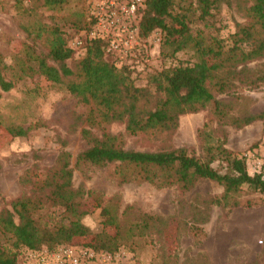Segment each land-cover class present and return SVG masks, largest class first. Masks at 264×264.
Returning a JSON list of instances; mask_svg holds the SVG:
<instances>
[{
  "label": "trees",
  "instance_id": "obj_1",
  "mask_svg": "<svg viewBox=\"0 0 264 264\" xmlns=\"http://www.w3.org/2000/svg\"><path fill=\"white\" fill-rule=\"evenodd\" d=\"M42 2L54 10L64 8L68 0ZM193 3L194 6L188 2L183 7L178 0H144L137 20L138 36L144 38L158 29L163 34V44L171 48V54L190 48L198 58L193 64H175L150 76L147 83L154 94H160L151 110H141L138 105L150 96L149 87L134 85L126 64L116 68L105 56L102 41L87 42L74 69L65 63L73 50L65 45V39L56 28L46 55L24 44L22 55L13 59V66L6 65L0 58V91L11 89L15 78L36 74L58 90L75 96L86 107L80 115L84 126L79 129L84 147L75 154L73 163L69 151L60 147L51 166L32 165L22 172L18 181L27 189L26 194L0 206V264H19L26 249L53 250L64 244L76 246L72 240L88 234L91 239L78 246L95 251L113 252L121 246L132 251L137 240L146 242L147 231L159 219L129 204L118 211L113 203L97 201L101 231L92 233L82 222L87 214L83 208L85 191L73 186L72 172L85 165H112L110 173L118 184L146 182L158 188L173 186L187 191L199 180H211L222 190L218 195L209 196L204 203L218 206L222 215L240 205L261 204L262 199L240 202L238 195L243 186L264 197V180L260 174H248L244 158L225 145L226 133L223 131L221 137H213V130L206 122L196 130L200 150L197 155L189 147L180 145L157 151L124 148L122 134H112L103 128L104 124L117 121L122 122L123 132L131 135L148 131L171 132L179 114L195 113L207 105L217 119L223 116L221 106L225 104L212 96L206 82L226 61L235 67L264 57V0H251L246 21L236 24L235 31L229 33L230 45L215 36H203L200 30L191 33L187 25L189 11L191 14L197 11L195 18L204 22L214 14L218 0H193ZM69 22L73 33L91 24L86 13L84 16L75 13ZM175 25L180 29L177 37H173ZM242 44L249 47L244 49ZM205 55L214 56L215 61L207 64ZM239 69L234 71L238 73ZM6 70L14 71V80L5 77L3 71ZM260 81L264 82V75L250 81V86L257 87ZM218 83L222 87V78ZM254 119H264V112L232 118L229 122L241 127ZM5 127L11 136L26 134L21 126ZM93 127L100 133L92 132ZM48 216L54 219L44 220ZM108 227H112L113 232H108ZM190 231L197 234L202 230L193 225Z\"/></svg>",
  "mask_w": 264,
  "mask_h": 264
},
{
  "label": "rangeland",
  "instance_id": "obj_2",
  "mask_svg": "<svg viewBox=\"0 0 264 264\" xmlns=\"http://www.w3.org/2000/svg\"><path fill=\"white\" fill-rule=\"evenodd\" d=\"M178 2L183 7L188 2L194 6L193 0ZM250 4L251 0H218L214 14L204 22L195 18L197 11L193 10L192 14L189 11L187 25L193 34L200 30L203 36H215L230 45L229 33L235 31L236 24L246 21ZM75 13L85 15L84 0H68L64 8L54 10L48 9L42 0H0V58L3 63L13 66V59L22 55L24 44L46 55L55 28L68 47L74 34L69 20ZM179 30L175 28L173 37L179 36ZM138 38L137 46L131 48L123 63L114 65L112 56L106 53L105 56L116 68L126 64L134 85L149 87L150 96L138 105L139 109L151 110L160 94H154L147 83L150 76L175 64H193L198 58L190 48L171 54V48L163 44V34L158 29ZM71 49L72 55L65 63L74 69L76 61L84 54V47ZM204 59L207 64L215 61L212 55H205ZM228 64L226 61L206 82L212 96L225 104L221 106L224 111L221 118L217 119L207 105L195 113L179 114L171 132L148 131L131 135L124 133L122 122L117 121L106 123L103 128L112 134H122L124 148L157 151L180 145L189 147L197 155L200 150L196 130L206 122L213 130V137H221L223 131L226 133L225 145L244 158L245 171L250 175L260 174L264 180V119H254L241 127L229 122L232 118L264 112V82H258L257 87L250 86V81L264 75V57L235 67ZM238 69L236 73L234 70ZM3 73L7 79L14 80V71ZM221 78L222 87L218 83ZM85 111L86 107L75 96L58 90L36 74L15 78L11 89L0 91V206L26 194L27 189L18 181L22 172L32 165L51 166L60 147L69 151L73 163L75 154L84 147L79 129L84 126L80 115ZM5 126H21L26 134L11 136ZM91 131L100 133L96 127ZM111 170L112 165L74 168L72 184L85 191L83 208L87 214L82 222L92 233L102 228L97 201L113 203L118 211L129 204L159 219L147 231L146 242L137 240L132 251L127 246L119 247L128 255L125 264H264V197L258 191L251 192L243 186L238 195L240 202L262 199L261 204L240 205L222 215L218 206L204 203L209 196L218 195L222 190L211 180H199L191 189L179 191L177 187L158 188L146 182L118 184ZM51 219L54 218H44ZM193 225L202 231L193 234L190 231ZM107 231L113 232L112 227ZM90 239L91 234H88L75 237L72 243L78 246Z\"/></svg>",
  "mask_w": 264,
  "mask_h": 264
},
{
  "label": "built area",
  "instance_id": "obj_3",
  "mask_svg": "<svg viewBox=\"0 0 264 264\" xmlns=\"http://www.w3.org/2000/svg\"><path fill=\"white\" fill-rule=\"evenodd\" d=\"M84 6L91 24L87 29L75 32L68 47H84L87 42L99 40L105 53L112 56L114 65L123 63L131 48L138 44L137 20L144 0H84ZM127 257L121 249L95 251L64 244L53 250L45 247L26 249L19 264H125Z\"/></svg>",
  "mask_w": 264,
  "mask_h": 264
}]
</instances>
